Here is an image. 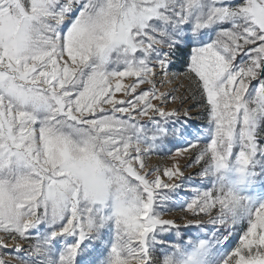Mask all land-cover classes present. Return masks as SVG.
Wrapping results in <instances>:
<instances>
[{"label":"snow or ice","instance_id":"snow-or-ice-1","mask_svg":"<svg viewBox=\"0 0 264 264\" xmlns=\"http://www.w3.org/2000/svg\"><path fill=\"white\" fill-rule=\"evenodd\" d=\"M0 264H264V0H0Z\"/></svg>","mask_w":264,"mask_h":264},{"label":"rangeland","instance_id":"rangeland-1","mask_svg":"<svg viewBox=\"0 0 264 264\" xmlns=\"http://www.w3.org/2000/svg\"><path fill=\"white\" fill-rule=\"evenodd\" d=\"M191 54V47H185L182 49L175 60L174 66L172 68V73H174V77L170 80V82L163 84L160 86V90L169 93V100L171 101V96L180 97H189L191 93L188 91V80L184 78V73L186 71V62L189 59ZM127 83V81H125ZM118 98H122V94H117ZM180 106V99H177L174 103H169V108L179 107ZM184 109H189V115L187 117L181 118L182 123H184L189 130L195 131L197 129H202L206 126V113L204 109L200 106L197 99H188L187 102L183 105L181 112ZM184 144L173 141L172 143H166L165 146L159 151L154 153L151 158L147 161L150 167L159 166L161 168L165 166H172L173 163L177 162L183 166L190 162L189 159L185 158H177L176 161L170 158V153L174 154L175 150L178 147H183ZM199 168L191 167L185 168V175L191 176V179H186L183 181L182 187L179 190V197L182 199H188L191 195L190 189L194 186H198L196 181V173L198 172ZM171 216L177 219V221L181 224L184 223L183 220V213L180 208L174 207L172 208ZM195 235L193 231L192 236ZM190 237H185V240L189 239ZM11 244V242H10Z\"/></svg>","mask_w":264,"mask_h":264}]
</instances>
